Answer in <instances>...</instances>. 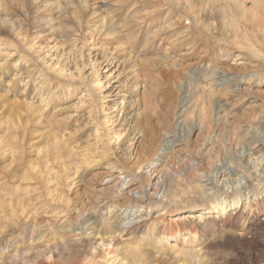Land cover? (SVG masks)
Segmentation results:
<instances>
[{
    "label": "rangeland",
    "instance_id": "374dc122",
    "mask_svg": "<svg viewBox=\"0 0 264 264\" xmlns=\"http://www.w3.org/2000/svg\"><path fill=\"white\" fill-rule=\"evenodd\" d=\"M251 1L244 0L249 10ZM188 3L185 12L168 0H0V254L18 248L15 259L11 252L0 264H124L110 255L90 260L84 248L92 233L80 227L88 218L102 217L95 229L102 224L117 228L124 218L119 213L141 190L135 181L115 194L121 180L107 162L130 168L139 150L142 172L154 176L155 184L162 172L166 175L164 144L173 157L167 169L178 170L177 176L167 175L177 198L180 163L190 153L193 167H201L197 176L209 171L204 132L194 130L189 143L182 137L184 119L176 114L184 103L177 86L204 100L209 89L220 90L217 97L227 104L221 115L230 119L227 145L237 161L252 139L246 132L258 125H253L256 112L264 111V78L249 81L255 65L230 36L238 12L227 0ZM188 37L194 46L183 45ZM212 72L216 79L220 72L236 74L237 81L226 83L237 93L225 96V83L215 85L205 77ZM183 73L191 76V86L169 78ZM184 118L192 121L195 115L188 111ZM135 124L139 131L150 126L151 135L137 134L132 145ZM233 131L240 134L239 145ZM212 149L225 160L215 143ZM154 189L148 187L149 193ZM204 209L197 204L166 214L181 231L157 240L155 249L172 245L186 264L199 258L207 264H264V245L256 246L261 239L253 242L252 235L242 243L216 240L203 250L211 237L232 231L216 227L211 237H191L190 223L182 225V219L203 216L202 222L210 216ZM79 234L82 241L76 244ZM179 257L163 264H182Z\"/></svg>",
    "mask_w": 264,
    "mask_h": 264
},
{
    "label": "bare ground",
    "instance_id": "6f19581e",
    "mask_svg": "<svg viewBox=\"0 0 264 264\" xmlns=\"http://www.w3.org/2000/svg\"><path fill=\"white\" fill-rule=\"evenodd\" d=\"M227 1L230 9L235 13L238 12L235 25L233 23V25L228 24L232 28V30H230V36L233 41H235L236 45L240 46L238 48L246 52V56L248 54L249 57H252L250 60L254 62L255 65H250L253 66L254 75L253 77L251 76L252 78L249 79V81L253 78H259V80L263 79L264 18L262 17H264V0H252L250 3L251 6L248 7L251 8V10L246 8L244 0ZM168 3H174L172 7L182 9L185 12H187L188 7H190L188 0H168ZM181 4L183 5L182 7L179 6ZM193 18L196 19L195 16H193ZM103 24L101 25L102 28L104 26ZM169 27H171V25H169ZM183 43V45L194 46L195 41L188 37L186 40H183ZM220 73L223 74H221L220 77L218 75L219 78L217 79L215 78L216 73L214 75V72L209 76L205 75V77H209L215 85L217 82L225 83L224 89H222L225 91V96H234L237 92L231 90L230 84L228 85L226 81L228 83L237 81V77H235L237 75H224V72ZM189 76L190 75L183 73L178 75L177 78L174 76H169V78L173 81V84H176V79H182L187 85L191 86L192 82H190L191 78H189ZM197 79H194L196 84H198ZM199 86L202 87L201 85ZM177 88L180 95L183 96L180 104L184 103L183 110L176 114V118L184 119L182 120L183 123H180V131L183 132L182 137L189 143L194 130L199 129L204 132V148L206 151L203 158H205L209 165V171H202L203 175L197 176V172H200L199 169L201 167L200 165H197L196 168L193 167V158H195V155L190 153V156L185 158V164H182V162L180 163L179 169L180 173H183V175L177 177L180 179V183L176 181L175 185L176 189H182V194L177 198V196L173 194L172 188L167 184V181H169L167 175L177 176L178 170L167 169V165L170 164V159L173 157L167 153L168 148H166L164 144L161 147L160 153L162 156L168 158L164 163L166 175L162 172L156 178L157 181L155 184H151V178L154 176H149L148 173L142 172L145 163L139 160V150L135 153L136 161L130 168L115 166L111 161H108L107 163H109L110 169H118L119 173L117 176L118 179L121 180L118 189L114 192L115 194L117 192H123V186L127 187L135 181L141 183V190L136 192L134 199L129 200L133 205L119 213V215L123 214L124 218H120L121 220L117 228L112 230L109 225L102 224L100 229H95L102 217L99 219L88 218L81 224L80 227L82 230L85 229L86 232L90 231V233H92L90 234L91 236L89 235L87 237V244H85L84 248L90 260L101 258V255H110L124 264H150L151 262L163 264V262L169 259H177V257H179L178 253L171 249L172 245H169L164 251H158L155 249L154 244L157 240L175 237L181 231L174 226L176 223L172 224L171 220H167L166 214L183 210V208H194L197 204L198 206L205 207L203 211L204 215L210 216L203 219L202 222L199 221L204 218L203 216H189L187 219H182V225L188 224L185 220L189 221L191 229L188 234H190L191 237H197L200 233L202 234L200 235L201 238H204L203 235L205 234H210L209 236L211 237L216 227L232 229L230 234L224 233V235L222 234L218 238L211 237L205 242L203 250L212 248L216 240L242 243L246 241L247 235H252L251 238L253 242L257 240V237L261 239L259 242L255 243L256 246L264 245V111L256 112L259 114L254 118L258 119V121L253 125H258L256 128H253V130H250V132H246V135L251 134L252 139L247 145L243 144L244 146L241 147V151L237 154V161H234L232 155H235L236 151H233L231 154V149L227 145V137L229 134L227 125H229L230 119L223 118L221 115V112L225 110L227 104L224 103V100L217 97L220 90L217 87L212 90L208 88L209 91H207L205 99H208V101H205L202 99L204 95L202 97H196L194 94L181 93V86H177ZM202 88H204V86ZM212 88H214V86ZM196 90L198 89L196 88ZM200 92V94L206 93L204 89L200 90ZM188 111H191L193 116L195 115L194 120L190 121L184 118V115ZM141 118L142 113L138 112L136 119L140 120ZM136 124L134 125L135 134L130 140L132 141V145L134 143L133 141L138 142L136 138L137 134L140 133L144 138L146 135H151L150 126L146 125L144 129L139 131V127L136 126ZM253 125L252 121H250L249 127ZM232 133L233 136L238 137L236 140L237 145H239L241 141L239 139L240 134H236L234 131ZM214 143L218 146L220 154L226 157L225 160H218V151H213L212 149ZM172 161L174 160L172 159ZM217 164L219 166H217ZM192 177H197L199 180L193 182L194 180ZM150 186L155 188L151 193H149L148 190ZM119 187L121 188L119 189ZM128 192L132 193L133 191L130 190ZM242 196H246L245 200H248L244 205L240 204ZM242 207L247 210L243 211L241 209ZM154 210L156 213L154 217H152L150 214L151 211ZM109 212H111V210ZM214 213H216L215 216L213 215ZM203 214L200 213L199 215ZM260 215H263L262 220H259ZM246 221L252 222L254 225L246 227L243 225ZM198 229H200L201 232H198ZM258 232H260V235H257ZM143 233L147 238L143 237ZM80 234L78 237L76 236L74 238L76 244H81L82 240L81 237H79ZM11 252L15 253L13 255V259H15L18 248L3 249L0 254V259L3 262L6 261L10 258L9 254ZM204 254H206V252ZM178 260H182V264H186L185 258L179 257ZM192 264H207V261L203 258H199L197 263L193 262Z\"/></svg>",
    "mask_w": 264,
    "mask_h": 264
}]
</instances>
